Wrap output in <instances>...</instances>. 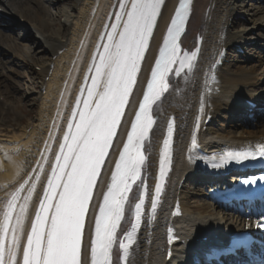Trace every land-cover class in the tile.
<instances>
[{
    "label": "bare ground",
    "instance_id": "bare-ground-1",
    "mask_svg": "<svg viewBox=\"0 0 264 264\" xmlns=\"http://www.w3.org/2000/svg\"><path fill=\"white\" fill-rule=\"evenodd\" d=\"M234 1L193 0L191 16L180 44L182 50H196L197 57L192 71L178 78L170 77L168 93L153 109L156 123L149 133L151 146L146 153L149 161L146 169H142L144 180L140 182L144 188L147 185L145 213L136 243L130 252L129 264H158L154 256L169 229L184 239L193 240L205 235L217 236L228 230L235 231L244 224L231 212L216 208L212 202L215 196L214 188L210 191H207L208 188L202 189L203 191H190L180 181V177L189 172L186 166L192 160L212 158L213 154L264 145V118L256 119L252 123L236 120L243 104H258L261 101V90L264 88L259 89V85L260 78L264 76V57H257L253 64L249 63V58L243 56L240 57L239 64L233 62L235 58H230L226 64L223 63L225 59L219 58V42L224 44V40L220 38L228 33L232 25L229 23L230 15L236 14V11H239L237 14L241 13L240 9L248 3L247 0ZM176 2L177 0H165L162 4L153 35L149 37L148 46L142 55L136 83L121 118L122 124L117 127V134L105 158L107 163L102 165L93 189L91 203L95 213L110 179L113 162L131 112L145 84ZM0 7L11 14L8 15H13L12 17L26 19L36 34L35 42L21 41L17 40L12 30L0 26V44L7 47L6 52L19 60L22 58V63L15 62L20 71H10L16 82L5 74L7 59L4 60V55L0 53V96L3 97L0 102V123H7L9 120L11 124L16 125L20 121V115L16 111L11 112L12 110H18L19 106L27 104L36 106L33 117L19 129L3 130L0 127V219L4 205L11 198L13 191L26 180L30 181L20 193L21 200L18 204L23 203V196L28 195L27 189L35 185L27 202L23 235L17 253V262L22 264L23 245L31 230V221L35 218L39 200L43 196L47 178L55 163L56 153L60 150L65 132L68 131L69 121L77 119L73 115V109L80 108L82 99L85 98L93 72L91 65L95 53L102 50L99 45L106 42L103 34L111 31L110 25L116 22L114 13L120 9L119 0H70V8L67 11H63L60 0H56L54 4L49 0H0ZM252 7V13H245L250 14L249 18L235 21L241 27L256 25L260 19H264V3L254 4ZM59 15L65 17L61 24L57 22ZM240 21L242 23H239ZM49 24L52 26L49 27ZM57 24L60 26L53 27ZM232 36L235 37L236 34ZM34 66L40 67V72H31L38 79L37 86H34V76L26 79V74ZM232 67L233 72L229 70ZM216 71V75L212 77L211 73ZM210 80L214 81L213 86L217 91L206 96L203 87L205 82ZM35 87L38 93L33 97ZM211 108L219 111L221 114L218 116L227 120V123L224 122L226 124L221 123L215 128L220 134L221 142L206 149V144L202 141L200 146L192 148V135L195 132L198 136L197 123L202 120H199L198 116L207 112L212 114ZM24 110L20 109L21 113L24 114ZM227 113H231L230 117ZM169 119L174 123L171 140L172 161L162 192L157 198L156 210L153 211L151 202L156 195L159 151ZM177 188L182 196L183 214L180 219L173 220L167 216V210L169 199ZM139 191L140 189L135 187L132 202ZM132 202L130 205L125 204V216L118 228L119 237L128 226ZM93 220L94 215L86 216L82 236V243L87 249L88 264ZM117 246L116 242L113 259L118 261Z\"/></svg>",
    "mask_w": 264,
    "mask_h": 264
},
{
    "label": "snow or ice",
    "instance_id": "snow-or-ice-1",
    "mask_svg": "<svg viewBox=\"0 0 264 264\" xmlns=\"http://www.w3.org/2000/svg\"><path fill=\"white\" fill-rule=\"evenodd\" d=\"M165 0H119V9L114 13L115 23L111 31L103 34L106 42L99 45L101 51L94 56L91 69V86H88L87 98L82 99L83 108H74L73 115L77 120L69 121L60 150L56 153L55 163L47 178L43 196L35 218L31 221V230L23 245L22 264H88L87 249L82 243L86 216L94 215V236L91 239V264H129L130 248L133 236L139 227L142 216L144 195L139 193V202L135 203V221L131 231L124 233L128 243L119 242L118 261L113 259L114 244L119 238L118 227L125 216V204H131L133 184L139 187L144 180L142 169H146L149 158L146 155L149 147V133L156 121L150 114L153 106L161 102L169 91L166 76L174 71L176 75L192 71L197 51L189 52L178 47V35L181 26L188 20L189 0H179V5L170 20L159 49L160 57L155 60L151 70V79L147 81V91L131 122V131L127 133V142L115 162V171L111 173L112 183L103 194L98 214L92 206L93 189L97 183L102 164L117 134L118 125L128 103V97L136 83L139 62L148 46L149 37L153 35L161 6ZM179 65L178 67L176 65ZM80 101L78 100V104ZM203 110V98L201 111ZM74 129V130H73ZM174 133L173 120L167 122V135L159 151L158 176L155 183V196L152 199V210L157 207V198L162 192L169 165L172 161L171 140ZM197 136L194 132L191 147L196 148ZM264 158V145L253 149L251 146L213 154L210 166L221 167L230 163L242 165L257 158ZM264 179V177H262ZM255 179H245L244 184L255 183ZM25 181L11 193L0 219V264H18L17 253L23 235L27 202L35 187L24 190ZM131 193V195H130ZM264 226V221L258 223ZM9 233L11 235L9 236ZM173 240L169 229V243ZM237 245H233V248Z\"/></svg>",
    "mask_w": 264,
    "mask_h": 264
},
{
    "label": "rangeland",
    "instance_id": "rangeland-1",
    "mask_svg": "<svg viewBox=\"0 0 264 264\" xmlns=\"http://www.w3.org/2000/svg\"><path fill=\"white\" fill-rule=\"evenodd\" d=\"M50 2H51V4H54L55 3V1L56 0H49ZM60 3H61V6H62V8H64V10L63 11H67V10H69L68 8H70V0H60ZM252 6H251V3H246V4H244V6H243V9H240V10H243L242 12L243 13H245V12H247V13H252ZM249 11V12H248ZM244 16L245 17H250V14H244ZM64 19H65V17L62 15V16H60L59 15V18L57 19V22H59V24H61L63 21H64ZM261 20V21H260ZM258 22L259 23H263L264 22V19H260ZM259 23H257V24H259ZM59 24H57V25H53V27H56V26H60ZM246 24H248V23H246ZM250 24H251V21H250ZM49 27H51L52 26V24H49L48 25ZM254 27H256V25L254 26ZM18 35H19V30H18ZM19 37V36H18ZM23 41V40H22ZM25 41V40H24ZM30 42H34V40H33V38L31 37V41ZM263 41L262 40H260V41H258L257 43L258 44H263L262 43ZM0 46H2V48L0 47V53H2L3 55H4V60H6L7 59V64H5V74L8 76V77H10V78H12V76H13V74H10L11 72H12V70H17V71H20V69L16 66V64H15V62H21L22 63V58H20L21 60H19V59H17L15 56H13L12 54H10L9 52H6L5 51V49L7 48L5 45H2V44H0ZM260 50L259 49H256L255 47H249L246 51H245V53L242 55L243 57H246V58H249V63H251V64H253V63H255V61H256V58L257 57H261L259 54H260ZM263 57H264V54H263ZM12 61H13V63H12ZM240 61V58H237L235 61H233L234 63H240L239 62ZM231 72H233V67L232 68H230L229 69ZM11 71V72H10ZM34 72V68H32V70L28 73V74H26V79H28L29 78V76H31V77H35V79H34V86L36 85L37 86V84H38V79H37V77H36V75L35 74H31V72ZM12 79H14V78H12ZM16 82H17V80L16 79H14ZM28 80H25V82H27ZM23 88V90H25V91H28V90H26V89H24V87H22ZM261 88H264V76H262L261 78H260V85H259V89H261ZM33 90H34V94L32 95L33 97H35L36 96V93H38V89H36V87L35 88H33ZM264 90V89H263ZM3 101V97L2 96H0V102H2ZM33 105V104H32ZM32 105L31 104H27V105H24V106H19V108H18V110H10L11 112H13L14 113V111H16L17 112V114L18 115H20V123L18 122V124L17 125H14V124H11L12 122H9V120H8V122L7 123H5V122H2V123H0V127H1V129H3V130H6V129H8V128H10V129H19L20 128V125H21V123H23V124H26L27 122H28V120H29V118L31 117H33V115H34V112H35V110H36V106H33L32 107ZM20 109L21 110H23V109H25L24 110V114L23 113H21V111H20ZM10 119V118H9ZM10 124H11V126H10ZM19 125V126H18ZM10 129H8V130H10Z\"/></svg>",
    "mask_w": 264,
    "mask_h": 264
}]
</instances>
